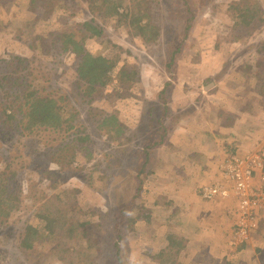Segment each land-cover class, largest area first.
Instances as JSON below:
<instances>
[{
	"label": "trees",
	"instance_id": "1",
	"mask_svg": "<svg viewBox=\"0 0 264 264\" xmlns=\"http://www.w3.org/2000/svg\"><path fill=\"white\" fill-rule=\"evenodd\" d=\"M195 1L208 4L214 0H130V5L129 0H0V38L1 33L10 28L11 38L18 39L33 52H39L35 54H40L46 63L45 68L35 69L32 68L33 59L21 55H10L7 59L0 55V142L18 128L24 137V148L0 145V232L6 227L7 230L13 228L11 226L16 223L20 229L18 243L12 236L8 237L7 247L0 249V258L6 254L10 264H28L36 247H47L59 264H104L109 260L108 264H128L130 235H143L157 219L154 210L145 204L142 190L160 166L157 163L159 153L172 148L169 135L179 132L177 123L187 125L193 134L219 139L221 129H234L236 113L231 116L218 110L219 119L211 125L200 115L204 109L192 112L197 103L189 102L176 113H172L166 103V91L171 81L165 76L173 69L181 52L178 38H166L170 31L165 33L162 21L181 15L171 12L168 17L162 13L159 17L158 10L172 5L175 13L187 12L189 22ZM83 5L87 9L82 8ZM253 5L259 7L258 1L237 0L229 5L234 17L233 26L255 25L253 22L259 18L260 10ZM73 7L84 11L80 20L75 19V13L68 16ZM41 10L44 11L42 17L37 15ZM223 11H228L227 7ZM11 12L12 19L9 17L5 21V14ZM262 16L261 13L260 19ZM106 23L117 29L124 25L131 27L134 39L141 41L145 51L166 69H162L165 73L159 76L155 93L156 102L162 106L157 116L151 114L154 107L145 111L147 128L140 134L146 137L138 145V133L135 136L133 163L117 184H112L111 179L120 166L121 151L114 148L101 160L94 155L89 143L91 134L96 131L104 133L107 140L119 142L125 136V126L117 115L97 112L96 108L92 116L86 114V120L80 118V114L88 112L85 106L97 98L113 104L118 99L133 96L131 90L141 79L138 67L145 60L137 61L139 51L135 53V63L123 59L122 51L129 57L130 50L112 43L106 33ZM86 40H97L100 45L95 51H88L82 45ZM158 42L164 45V51L159 49ZM250 49L251 45L247 51ZM252 49L249 54L240 56L237 63L220 69L213 79L209 77L211 80H206L197 89L196 102H205L221 86L233 89L242 82L250 89L255 87L252 93L246 91L248 97L264 100V41ZM69 72L73 96L69 88L59 86L61 76ZM210 84L213 85L210 90L204 89ZM235 92L241 94V89L238 87ZM6 127L7 135L4 134ZM262 142H253L245 150L257 151L264 157ZM237 149L230 145L228 157L223 161L239 156L243 149ZM95 160L103 163L102 168H97L93 163ZM90 163L103 181L100 188L89 185L94 190L90 196L96 201L89 205L86 202L75 210L73 203L67 205L64 202L68 191L63 189L50 194L27 219L21 223L15 221L22 208V199L26 197L21 181L28 174H39L44 170L47 180L51 179L52 172L62 175L60 179H67ZM114 163L118 166H113ZM202 188L197 190V196L204 197ZM253 215H256L254 228L257 229L251 232L249 240L246 238L225 251L222 264H236L241 259V252L250 248L264 264V212L259 210ZM236 227V219L228 222L224 235L235 232ZM161 240L163 246L159 254L163 264H180L181 253L186 249L183 239L167 233ZM256 240L260 243L254 247L252 244Z\"/></svg>",
	"mask_w": 264,
	"mask_h": 264
},
{
	"label": "rangeland",
	"instance_id": "2",
	"mask_svg": "<svg viewBox=\"0 0 264 264\" xmlns=\"http://www.w3.org/2000/svg\"><path fill=\"white\" fill-rule=\"evenodd\" d=\"M234 1L237 0H214L208 4L195 1L191 9L192 20L189 22H187L188 13L181 10L179 13H175L172 5L163 6L158 10L159 17H162L161 13L168 17L171 12L181 15L179 18H166L165 21H162L165 33L170 31V35L166 38H178L179 51L181 52L177 63L168 72V76H165L171 81V85L166 91V103L171 112L176 113L185 104L191 102L197 103L192 112L204 109L200 115L202 118H206V121L211 125L219 119L218 110L220 113L224 112L231 116L236 113V116H233L234 129L231 131L221 129L220 139L193 134L186 128L187 125H183L182 122L177 123L180 125L178 126L179 132L169 135L172 148L159 153L157 163L160 166L144 184L142 190L145 204L154 210L157 219L146 228V233L143 235L138 233L130 235L128 264H163L159 251L163 246L161 237L167 233L171 234L173 238L183 239L186 244V249L181 253L180 264H222L223 253L229 249L227 245L232 248L238 242L232 240L226 245L225 240L228 237H226L227 234L224 235L227 223L233 222L237 202L231 199L209 201L202 195H196L197 190L202 186L206 189L217 188L226 183L222 176L223 173H220V168L224 165L223 159L228 157L227 149L230 145L237 146V150L243 149L240 151L242 152L253 142L256 143L264 139V100L258 101L246 94V91L252 93L255 87L250 89L243 82L236 84L233 89L221 86L217 92L209 95L205 102L200 104V101L196 102L195 99L197 89L206 80H211L209 77L213 79L220 69H227L232 63H237L240 56L249 54L254 45L264 41V0H257L259 7L253 5L260 10V14L262 13L263 16L260 19L259 14V18L253 22L255 25L250 27L233 26L234 17L229 5ZM220 4L227 7L228 11L224 12V7ZM82 8L87 9L84 5ZM13 12L5 14V21L9 17L12 19ZM42 13H44L43 10L39 11L37 15L42 17ZM74 13L76 20H80L84 15L81 8L73 7L68 11V16ZM105 27L109 38H112V43L130 50L129 57L122 51L123 59L129 60L133 64L136 62L135 53L139 51L136 53L137 61L145 60V63H141L138 67L141 79L131 90L133 96L118 99L113 104L106 99L97 98L88 107L85 106L88 112L84 111L85 114H80V118L86 120V114L89 113L92 116L93 110L96 108L97 112L117 115L121 124L125 126V136L119 142L107 140L104 133L96 131L91 134L89 143L94 155L101 160L114 148L121 151L120 166L115 170L111 179L112 184H117L133 163L131 157L136 150L133 143L135 136L138 133V139H136L138 145H141L146 137L140 134L147 128L145 111L154 107L151 114L157 116V111L162 106L156 102L155 93L157 84H159V76L164 74L166 69L163 64H158L151 54L145 51L141 41L134 39L130 33L131 27L124 25L117 29L110 23H106ZM9 30L10 28H6L1 33L0 52L3 53L0 55L7 59L10 55H21L33 59L35 63L32 64V68H45V60L40 57V54L36 55L39 52H33L18 39L11 38ZM252 32L253 34L249 36ZM160 42L157 45L161 51H164V45ZM82 45L86 50L93 52L96 47H99L100 42L86 40L82 41ZM250 45L251 49L247 51ZM2 47L4 51H2ZM64 62L68 64V60L65 59ZM70 72L68 75L64 73L61 76L59 86L69 88L68 91L73 96L71 92L73 86L69 87L71 84ZM212 87L213 85L210 84L204 89L210 90ZM238 87L241 89V94L235 92ZM231 91H233V95ZM4 134L7 135V127ZM10 135L12 136H6L5 141L0 142V145L6 147L19 145L20 148H24V137L20 128ZM123 150L125 152L122 153ZM24 160L27 162L25 156ZM93 163L97 168L103 166L100 161L95 160ZM113 166L118 165L114 163ZM85 167L74 171L73 175L67 179H60L62 175L59 176L52 172L51 179L47 180L44 177V170L39 174H28L21 181V188L26 197L22 199V208L15 216V221L21 223L31 213L38 210L39 204L47 200L50 194L63 189L68 191L64 202L67 205L73 203L75 210L77 207L80 209L86 202L89 205V202L96 201L93 196H90L94 190L89 185L100 188L103 182L102 176L97 173L91 163L86 164ZM49 170L52 169L49 168ZM174 208L178 211H173ZM16 226L17 223L11 226L13 228L7 230L6 227L0 232V249L7 247V238L10 236L13 237L15 243H18L20 229ZM259 243L260 241L256 240L252 245L256 247ZM241 254V259L236 264H263L262 259L256 256L257 253L252 248L243 250ZM108 262L105 261L104 264H108ZM0 264H10L6 254L0 258ZM28 264H59V261L52 256L47 247H36L33 255L28 258Z\"/></svg>",
	"mask_w": 264,
	"mask_h": 264
},
{
	"label": "built area",
	"instance_id": "3",
	"mask_svg": "<svg viewBox=\"0 0 264 264\" xmlns=\"http://www.w3.org/2000/svg\"><path fill=\"white\" fill-rule=\"evenodd\" d=\"M261 146L264 147V139ZM248 150L226 161L222 174L226 183L222 187L202 188L204 197L209 200L218 197L237 202V227L231 238L235 241L248 238L255 227L253 213L264 207V190L255 185L256 173L264 176V157L257 151Z\"/></svg>",
	"mask_w": 264,
	"mask_h": 264
},
{
	"label": "clouds",
	"instance_id": "4",
	"mask_svg": "<svg viewBox=\"0 0 264 264\" xmlns=\"http://www.w3.org/2000/svg\"><path fill=\"white\" fill-rule=\"evenodd\" d=\"M261 141H262V140H261ZM244 151H246V150H244ZM244 151H243V152H244ZM243 152H241V154H242ZM231 159H232V158H231ZM228 160H229V159H228ZM221 200H223V199H221ZM235 202H236V201H235ZM236 211H237V204H236L235 211H234V215H233V221H235V219H236ZM262 211L264 212V207H263ZM255 218H256V215H255ZM256 229H257V228H254L251 232H253V231L256 230ZM251 232H250L249 235H248V238H247L248 240H249L250 237H251V235H250ZM233 234H234V232L232 233L231 236H229V237H228V235L226 236V237H228V239L226 238V240H227L228 243L232 241L231 238H232ZM239 242H240V241H238L237 243H239ZM228 243H227V244H228ZM227 244H226V245H227ZM227 247H228V248H231V246L229 247L228 245H227Z\"/></svg>",
	"mask_w": 264,
	"mask_h": 264
},
{
	"label": "crops",
	"instance_id": "5",
	"mask_svg": "<svg viewBox=\"0 0 264 264\" xmlns=\"http://www.w3.org/2000/svg\"><path fill=\"white\" fill-rule=\"evenodd\" d=\"M256 179H257V182H256L257 186H259V187H261V188L264 189V184L261 183V181L264 179L263 174H261V173H256ZM263 182H264V181H263ZM231 235H232V232H230V233L228 234V237L231 236ZM225 242H226V244L228 243L227 240H225Z\"/></svg>",
	"mask_w": 264,
	"mask_h": 264
},
{
	"label": "bare ground",
	"instance_id": "6",
	"mask_svg": "<svg viewBox=\"0 0 264 264\" xmlns=\"http://www.w3.org/2000/svg\"><path fill=\"white\" fill-rule=\"evenodd\" d=\"M227 160H228V159H226L225 161H223V164H225ZM224 168H225L224 165L220 168V173H221V174L223 173L222 171H224Z\"/></svg>",
	"mask_w": 264,
	"mask_h": 264
}]
</instances>
